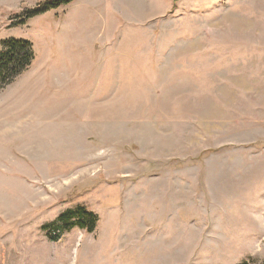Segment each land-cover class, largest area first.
Returning <instances> with one entry per match:
<instances>
[{"label":"rangeland","instance_id":"rangeland-1","mask_svg":"<svg viewBox=\"0 0 264 264\" xmlns=\"http://www.w3.org/2000/svg\"><path fill=\"white\" fill-rule=\"evenodd\" d=\"M41 1L0 0L36 52L0 90V264H264V0L20 24ZM80 206L93 232L44 230Z\"/></svg>","mask_w":264,"mask_h":264},{"label":"trees","instance_id":"trees-1","mask_svg":"<svg viewBox=\"0 0 264 264\" xmlns=\"http://www.w3.org/2000/svg\"><path fill=\"white\" fill-rule=\"evenodd\" d=\"M73 0H44L35 7L26 8L18 17L20 24L34 16L43 14L51 9L62 5H68ZM36 58L35 48L32 42L24 39L10 38L1 41L0 44V90L12 84L18 77L27 71ZM99 222V216L80 206L74 209H68L63 212L56 222L46 224L44 230L50 231L54 228L60 232L69 230L72 226L85 228L88 232H93ZM51 236L52 240H58L60 236Z\"/></svg>","mask_w":264,"mask_h":264},{"label":"crops","instance_id":"crops-1","mask_svg":"<svg viewBox=\"0 0 264 264\" xmlns=\"http://www.w3.org/2000/svg\"><path fill=\"white\" fill-rule=\"evenodd\" d=\"M124 1L128 2L132 7L134 6L136 8V10L138 8H150V12L145 11V14H147V12L153 13L154 10L158 7V3L162 6H165L168 4L172 5V3H173V0H152V2H148V0H146V1L145 0H124ZM107 3H108V5L111 4L113 6L110 13H112V14L117 13L119 15H123L125 13V11H123L122 8L119 7V5L117 6L115 4L114 0H108ZM153 8H154V10H153ZM138 12H140V10L137 11V13ZM155 17H156V13L151 18H146L145 21H149L150 19H153Z\"/></svg>","mask_w":264,"mask_h":264}]
</instances>
